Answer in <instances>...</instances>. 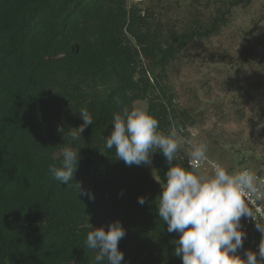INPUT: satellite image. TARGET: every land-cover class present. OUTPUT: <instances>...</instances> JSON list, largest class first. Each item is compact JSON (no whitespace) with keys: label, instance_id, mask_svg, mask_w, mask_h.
I'll use <instances>...</instances> for the list:
<instances>
[{"label":"trees","instance_id":"obj_1","mask_svg":"<svg viewBox=\"0 0 264 264\" xmlns=\"http://www.w3.org/2000/svg\"><path fill=\"white\" fill-rule=\"evenodd\" d=\"M250 2L0 0V264H94L88 231L116 221L126 232L122 264H181L179 233H169L156 211L169 167L162 152L149 165L127 166L105 138L114 115L136 101L146 102L165 134L193 125L167 93L166 70ZM178 11L180 27L170 15ZM82 107L93 123L70 145L80 147L74 179L94 199L48 171L59 165L53 157L68 144L67 132L83 123ZM186 157L177 152L174 165L190 168ZM246 248L243 239L238 252Z\"/></svg>","mask_w":264,"mask_h":264},{"label":"clouds","instance_id":"obj_2","mask_svg":"<svg viewBox=\"0 0 264 264\" xmlns=\"http://www.w3.org/2000/svg\"><path fill=\"white\" fill-rule=\"evenodd\" d=\"M79 115L83 123L67 132L68 144L53 157L59 160V165L50 164L48 171L53 180L73 188L76 195L94 199L91 191L74 179L80 147L70 145L80 140L81 134L93 123L87 107H82ZM158 128V120L147 110L125 107L113 117L105 148L114 150V156L127 166L149 165L151 154L162 152L169 167L165 181L160 182L156 211L167 224L169 233H179L174 254L181 257V264H264V220L255 216L249 207L252 201H264V178L250 168L230 173L220 164L214 165L211 173L202 174L199 169L208 160L207 143H194L187 137L181 142L175 128L167 134ZM183 145L190 148L187 152L190 168L173 163ZM146 202L143 196L138 197L139 204ZM242 217H251L261 233L259 259L252 250L246 251L243 258L238 254L246 238L241 227ZM125 235L119 221L109 223L107 230L103 226L92 227L87 233L86 245L95 251L94 264H122L124 255L118 242Z\"/></svg>","mask_w":264,"mask_h":264},{"label":"rangeland","instance_id":"obj_3","mask_svg":"<svg viewBox=\"0 0 264 264\" xmlns=\"http://www.w3.org/2000/svg\"><path fill=\"white\" fill-rule=\"evenodd\" d=\"M170 15L174 26L183 24L181 11ZM163 84L175 107L194 120L179 129L178 141L186 132L194 143L206 142L208 158L218 164L230 170L249 167L264 175V0L235 7L216 35L191 43L168 66ZM146 105L134 102V108L146 110ZM189 151L183 145L178 152L187 156ZM245 252L238 254L243 258Z\"/></svg>","mask_w":264,"mask_h":264},{"label":"built area","instance_id":"obj_4","mask_svg":"<svg viewBox=\"0 0 264 264\" xmlns=\"http://www.w3.org/2000/svg\"><path fill=\"white\" fill-rule=\"evenodd\" d=\"M186 163L190 167V160L188 159V157L186 158ZM216 164H218V163L215 160L208 158V160L205 161L201 165L200 169L209 168V169L213 170V166ZM245 168H249V167H245ZM242 169H244V168H242ZM228 171L230 173H232V172H235L238 170H228ZM253 171H255L257 173V175H259L260 177L264 178V175L261 172H258L257 170H253ZM249 207L251 208V210L253 211V214L255 216L260 217L262 220H264V215H262V214H264V201H259V202L252 201L249 203ZM241 227H242L243 231L246 233V238H244V240L247 244V248L249 250L257 252V256H258V245H259L262 237H261V233L255 228V221L251 217H248V218L242 217L241 218Z\"/></svg>","mask_w":264,"mask_h":264}]
</instances>
